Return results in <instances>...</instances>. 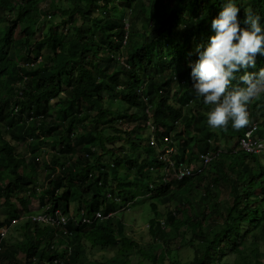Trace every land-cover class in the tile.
<instances>
[{
    "label": "trees",
    "instance_id": "1",
    "mask_svg": "<svg viewBox=\"0 0 264 264\" xmlns=\"http://www.w3.org/2000/svg\"><path fill=\"white\" fill-rule=\"evenodd\" d=\"M225 2L0 0V232L9 229L0 264H134V255L138 264H264V164L240 147L253 124L264 136V95L249 104L247 125L214 129L190 75ZM237 3L239 18L264 23V0ZM259 67L257 54L247 70ZM149 121L172 136L179 161L196 162L193 176L164 180ZM201 154L213 158L207 166ZM139 192L153 199L146 248L116 215ZM34 197L67 224L30 220ZM20 219L19 236L8 237ZM111 247L114 256L92 255Z\"/></svg>",
    "mask_w": 264,
    "mask_h": 264
},
{
    "label": "clouds",
    "instance_id": "2",
    "mask_svg": "<svg viewBox=\"0 0 264 264\" xmlns=\"http://www.w3.org/2000/svg\"><path fill=\"white\" fill-rule=\"evenodd\" d=\"M240 12L237 0H226L211 21L214 35L209 37L206 45H197L198 59L189 63L194 81L192 87L203 103L210 106L206 114L207 124L214 129L226 130L229 124L233 129L247 125L249 104L264 95V67L247 70L256 68L257 54L264 56V23L259 15L251 12L245 13L241 19L238 17ZM241 69H244L243 74H240ZM161 130L163 134L160 129L157 132L159 138L166 135L164 129ZM150 136L147 129L149 143ZM154 149L158 156L157 149ZM177 150L178 156V147ZM187 164L197 166L196 162ZM163 173L165 176V167ZM17 223L13 222L14 225Z\"/></svg>",
    "mask_w": 264,
    "mask_h": 264
},
{
    "label": "rangeland",
    "instance_id": "3",
    "mask_svg": "<svg viewBox=\"0 0 264 264\" xmlns=\"http://www.w3.org/2000/svg\"><path fill=\"white\" fill-rule=\"evenodd\" d=\"M64 4V3H63ZM43 15L45 16L44 12ZM59 14L57 12H53L50 13L49 18L48 19H56L57 21H59L58 17ZM54 17V18H53ZM57 17V18H55ZM126 22H127V26H129L130 21L128 19V17L126 18ZM21 29H18V33L22 34L20 32ZM19 36V35H18ZM42 57L39 58V60H41ZM173 100L175 101V95L173 97ZM173 101V102H174ZM261 110L258 109L257 110V114L260 115ZM261 125H264V122L262 123V120L260 121ZM128 128H132L133 126H127ZM3 136L9 140L10 139V133H6L5 130H3ZM145 136L147 137V131L145 132ZM140 137V136H139ZM76 143V142H75ZM220 145L222 146V143L219 141ZM18 151L23 154V155H27V144L25 143H20L17 145ZM47 156L43 157L46 158ZM258 159L261 163L264 164V154L258 156ZM24 172H25V168H24ZM42 191H39V193L41 194ZM139 198L137 199V201H135L132 204H129L128 207H126V209L121 208V211L118 212L116 215L121 217L122 220L125 222L126 227H127V232L130 236L134 237L135 240H137L139 242V244L143 247L146 248L147 245L152 242V238L148 235V227H149V222L152 219L153 213H152V209H150L151 206V202L153 201L152 199V195H147L146 193H140L139 192ZM137 196V197H138ZM4 199L2 198L0 200V219H4V217L6 216L7 212H8V208L4 205ZM120 204V202H119ZM29 206L31 211L33 212V214H41L42 212H47L46 208H41L39 205V201L37 198H30L29 199ZM18 208L21 209L22 206L21 204H18ZM73 209V208H72ZM161 211L164 213L165 212V206H161L160 207ZM26 222V220H19V223L15 224L14 227L10 228V233L8 235V237H11L12 239L17 238V236H19V230H17L18 227L22 226L23 223ZM117 248L118 247H111L108 252H99V251H93V257H101L102 255H107V256H114L117 253ZM184 256H187L188 254H190V250L188 249H183L182 250ZM235 257H231L229 259L230 262H232L234 260ZM140 259V257L134 255V264H138V260ZM178 257H177V251L175 250L173 252V257L172 260L174 261H178Z\"/></svg>",
    "mask_w": 264,
    "mask_h": 264
},
{
    "label": "built area",
    "instance_id": "4",
    "mask_svg": "<svg viewBox=\"0 0 264 264\" xmlns=\"http://www.w3.org/2000/svg\"><path fill=\"white\" fill-rule=\"evenodd\" d=\"M150 136V144L152 147L156 148L158 151V159L164 164L165 167V178L168 180L170 174H172L176 179L182 180L187 177L193 176L195 172V167L187 164L186 162H179L177 160L178 150L174 144L172 138L168 135L164 137H158L157 132L159 129L153 123L149 121L147 124ZM260 130L258 124H253L252 128L246 130L244 136L240 140V147L243 151L248 154L261 155L264 153V136L258 137V131ZM161 134H163L160 129ZM212 157L209 154H202L200 156V165L207 166L211 161ZM200 172V169L198 170ZM33 222H39L53 227H64L69 218L64 213L60 211L56 212L55 215L49 214L48 212L37 214L31 216ZM17 223L18 221H13ZM8 229H2L0 232L1 239L7 235Z\"/></svg>",
    "mask_w": 264,
    "mask_h": 264
},
{
    "label": "bare ground",
    "instance_id": "5",
    "mask_svg": "<svg viewBox=\"0 0 264 264\" xmlns=\"http://www.w3.org/2000/svg\"><path fill=\"white\" fill-rule=\"evenodd\" d=\"M260 123V122H259ZM249 129H250V127H249ZM244 132H246V131H244ZM259 132V131H258ZM258 136V135H257ZM260 137V136H259Z\"/></svg>",
    "mask_w": 264,
    "mask_h": 264
}]
</instances>
